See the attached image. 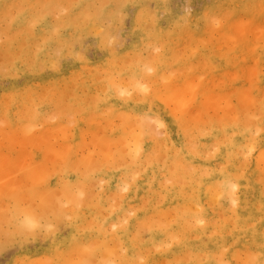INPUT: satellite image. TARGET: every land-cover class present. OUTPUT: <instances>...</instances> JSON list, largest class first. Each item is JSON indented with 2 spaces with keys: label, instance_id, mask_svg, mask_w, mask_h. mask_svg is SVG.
Masks as SVG:
<instances>
[{
  "label": "bare ground",
  "instance_id": "obj_1",
  "mask_svg": "<svg viewBox=\"0 0 264 264\" xmlns=\"http://www.w3.org/2000/svg\"><path fill=\"white\" fill-rule=\"evenodd\" d=\"M195 1L0 0V246L71 228L13 264H264V0Z\"/></svg>",
  "mask_w": 264,
  "mask_h": 264
},
{
  "label": "rangeland",
  "instance_id": "obj_2",
  "mask_svg": "<svg viewBox=\"0 0 264 264\" xmlns=\"http://www.w3.org/2000/svg\"><path fill=\"white\" fill-rule=\"evenodd\" d=\"M198 1V2H197ZM208 2V1H207ZM195 4V5H194ZM199 5V6H198ZM200 5H201V1L200 0H196L195 1V3H193L192 5H191V9H190V7H189V14L190 13H194L195 11H197V10H199L200 9ZM196 6V7H195ZM193 8V9H192ZM96 56L97 55H94L93 56V54H92V56H91V58L92 59H94V58H96ZM200 62V61H199ZM19 83L21 82V79H19V81H18ZM2 84V85H1ZM6 86V81H0V92H1V90H2V88H4V86ZM84 128H86V126H84ZM7 129V128H6ZM8 130V129H7ZM90 136V135H89ZM90 139V137L88 138V140ZM88 146V150L87 149H85L86 150V153H87V151H89V149H91V150H93V147L90 145V144H88L87 145ZM86 146V147H87ZM17 148H18V146H16ZM85 147V148H86ZM92 147V148H91ZM16 149V148H15ZM89 153H91V152H89ZM83 155H85V154H83ZM78 156H81V155H78ZM24 157V156H23ZM33 157H35V156H33ZM20 160V159H19ZM29 160V159H28ZM27 162H31V159L29 160V161H27ZM20 163H22V162H20ZM17 165H19V164H17ZM17 165H14V166H12V168H10V170L11 169H13V170H7L6 171V173H10L11 172V174H14L13 176L11 175V177H13L14 179V181L11 183V182H9V183H7L8 184V187H7V185H5V187L7 188V190L5 189V190H3L2 189V192H4L3 193V196L1 195L0 196V208L1 207H3V205H2V203H4V201H5V208H7V206H8V208L10 209V208H14V206H15V201L13 202L12 200H14L13 198H11L10 197V195L9 194H7V192L6 191H8L9 190V186H13V187H10L11 189L10 190H13V188H14V194H17V193H19V192H23V191H25V192H29V191H31V189H32V180H29L28 178V180L26 179V180H22V177H23V175H22V172H21V170H20V167H18L19 168V171H16L18 168H16L17 167ZM15 169H14V168ZM50 168V167H49ZM51 170V169H50ZM57 170V169H56ZM55 170V171H56ZM15 171H16V173H15ZM53 171H54V169H53ZM53 172L54 174H52L51 176H49V179H48V181L50 182H48V181H45V182H43V186H42V184L40 185V189H43V188H45L46 186L48 187L50 184L51 185H53L54 186V189H59L60 188V182H61V180L60 179H62V178H64V175H63V173L62 172H60V171H57V172ZM1 172V171H0ZM18 173V174H17ZM50 173H52V171L50 172ZM56 173H57V175H56ZM62 174V175H61ZM18 175L19 176H22V177H18ZM59 175H61V177H58ZM5 177H0V181H3L4 179L6 180V181H8L10 178L7 176L6 177V174L4 175ZM15 176V177H14ZM16 176H17V178H16ZM51 177V178H50ZM19 178V179H18ZM59 178V179H58ZM2 179V180H1ZM21 179V180H20ZM51 180H52V182H51ZM23 182V184H22V182H21V185H20V183H19V187L20 188H22L24 185V187L25 188H27V189H20L19 187H18V185H16V184H13V183H15V182ZM28 181H29V185H31V186H28ZM59 181V182H58ZM3 183H5L4 181H3ZM47 183V184H46ZM53 183V184H52ZM13 184V185H12ZM16 188L18 189L17 191H15L16 190ZM58 194L56 195L58 198L60 197L59 196V194H60V192L59 191H57V190H55ZM1 191H0V193H2ZM8 192H10V191H8ZM56 194V193H55ZM6 195H8V196H6ZM29 195V194H28ZM37 197L38 195H33L32 197H31V199H34V202H38V200L40 201V199H39V196L35 199L34 197ZM57 197H56V199H57ZM62 197V196H61ZM1 198H3V199H1ZM30 199V200H31ZM21 201V202H20ZM27 202L29 201L28 199L26 200ZM66 202L65 201V199L62 197V202H60V206H64V208L66 207V204H67V202L66 203H64V202ZM10 202H13L12 204L10 203ZM16 202H18V206H19V208L20 209H22L23 207H27L28 205H29V203L30 204H34L33 203V200L32 201H30L29 203H28V205H27V203H25V200L24 199H18ZM39 203V202H38ZM20 205H21V207H20ZM27 205V206H26ZM10 206V207H9ZM4 208V207H3ZM10 210H12V209H10ZM21 213V214H20ZM21 217V218H20ZM22 217H23V215H22V212H20L19 211V214L17 215V219H22ZM53 219H55L54 217H52V215H50L49 216V221L51 222V224H54V225H52V229H50V231L48 232V231H46L43 227L41 228V230L40 231H38V232H40L39 234H38V236H36V237H33V238H30L31 237V235H15V237H14V240L11 242V243H9V244H7V245H3L4 246V248H2V246H0V264H13L15 261H17V259H18V257H20V256H32V255H36V254H41V253H45L46 251H50L51 250V247L53 248V246H55V245H64L65 244V242H66V240L70 237V233H71V228H69L68 227V225L67 226H65L66 224L65 223H60L59 224V226L57 227L56 225H55V222H54V220ZM18 221V220H17ZM3 227H5L6 228V225H2V228ZM60 227H61V229H60ZM63 227V228H62ZM68 227V228H67ZM5 228H3V229H5ZM40 229V228H39ZM70 229V230H69ZM44 230V231H43ZM48 230V229H47ZM60 230V231H59ZM43 231V232H42ZM45 231L48 233V235H50L51 233H52V236L50 235L49 237L47 236V237H44V238H42L44 235H45ZM70 233H69V232ZM0 232H4V231H0ZM53 232L55 233L54 235H53ZM60 232V233H59ZM58 234V235H57ZM62 234V235H61ZM59 235H61V236H59ZM69 235V236H68ZM54 236V237H53ZM58 236V237H57ZM2 237V234L0 235V241H2V240H4V235H3V239L1 238ZM25 237V238H24ZM51 237V238H50ZM27 238H29V239H27ZM47 238H48V240H47ZM55 238V240H53ZM25 239V240H24ZM31 239V240H30ZM38 239V240H37ZM44 239V240H43ZM22 240V241H21ZM23 240H24V242H23ZM42 240V241H41ZM45 240H47V241H45ZM18 241H20L19 243H18ZM21 242H23V243H21ZM19 244V245H18ZM22 244V245H21ZM51 244V245H50ZM53 244V245H52ZM49 245H50V247H49ZM7 246V248H5ZM22 246H24V247H22ZM21 248V249H20ZM4 249V250H3ZM21 251V252H20ZM39 251V252H38ZM23 252H24V254H23ZM30 254H28V253ZM31 252V253H30ZM34 252V253H33ZM35 252H37V253H35ZM22 255H21V254ZM20 254V255H19ZM27 254V255H26ZM73 259L72 260H75L76 261V257L74 256V257H72ZM11 259L13 260V261H11ZM19 263H20V261H19ZM18 263V264H19ZM21 264V263H20ZM52 264H56V260H54V262L52 263Z\"/></svg>",
  "mask_w": 264,
  "mask_h": 264
}]
</instances>
